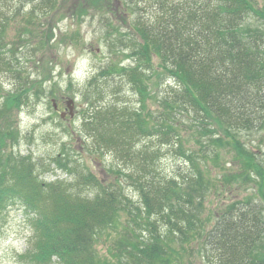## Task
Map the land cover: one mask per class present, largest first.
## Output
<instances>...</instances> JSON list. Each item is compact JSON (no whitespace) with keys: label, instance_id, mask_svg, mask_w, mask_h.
<instances>
[{"label":"trees","instance_id":"16d2710c","mask_svg":"<svg viewBox=\"0 0 264 264\" xmlns=\"http://www.w3.org/2000/svg\"><path fill=\"white\" fill-rule=\"evenodd\" d=\"M60 1L0 0V72L18 78L16 92L0 105V216L15 202L29 216L33 235L24 255L34 264H198L187 257L197 253L200 264H264V169L240 140L243 131L264 128V1L154 0L153 16L136 18L135 37L124 42L134 63L110 66L116 73L102 69L88 84L126 77L141 108L116 101L96 105L84 97L91 108L84 125L95 144L131 167L105 184L64 149L52 162L72 179L52 182L40 179L31 155L6 150V139H16L6 114L33 83L20 81L25 70L20 61H39L37 53L53 30L45 35L39 15L50 18ZM153 57L162 73H152ZM162 74L171 78L172 88L159 98L155 114L145 106L147 81ZM184 126L191 133L188 141ZM170 144H176L186 168L164 175L154 158ZM221 151H232L236 171L212 173ZM231 181L254 189L206 219L207 196ZM123 182L137 191L139 206L123 193ZM84 188L95 192L83 195ZM122 212L128 216L124 225ZM130 222L148 235L128 229ZM119 225L121 238L99 253L100 236Z\"/></svg>","mask_w":264,"mask_h":264},{"label":"rangeland","instance_id":"374dc122","mask_svg":"<svg viewBox=\"0 0 264 264\" xmlns=\"http://www.w3.org/2000/svg\"><path fill=\"white\" fill-rule=\"evenodd\" d=\"M60 2L58 9L50 18L39 15L44 24L41 30L45 31V35L49 33L46 30L53 29L51 35L49 34V43L37 53L36 58H39V61L36 63L20 61L25 69L20 74V81L33 83L26 86L30 92L26 96H20L22 103L6 112L16 138L14 143L6 139V150L31 155L38 165L40 179L47 182L72 179L64 169L52 162V158L57 157L64 149L71 159L86 165L102 183H112L115 176H120L118 170L127 172L131 169L130 163L120 161L109 149L100 150L95 144L96 137L90 134L84 125L85 111L89 107L88 100L84 97L87 96L89 99L90 96L96 105L116 101L119 104L123 102L129 109L141 108L138 96L131 89L126 77L106 76L95 79L90 85L88 81L102 69H105L106 73H116L110 66L134 63V59L128 55L130 50L124 44L125 39L128 36L135 37L133 25L139 15L141 18L153 16L150 9L152 3H155L154 0ZM29 8L30 5H26L23 10ZM17 19L21 20V15ZM152 63V73H162L156 57H153ZM17 83L18 78L14 73L0 72V105L5 96L16 92ZM147 83L150 95L145 100L146 109L158 114L159 98L171 90L172 80L167 74H162L160 77L152 76ZM116 85H119L118 89L115 88ZM70 99L73 100L72 115L69 114L67 107V101ZM55 101L68 109L65 116L59 110H54ZM89 109L91 110L90 107ZM188 128L182 127V135L186 141L190 140L191 134ZM240 137L246 147L254 150L258 164L264 169V128L250 133L243 131ZM157 147L159 148V144L156 142L155 148ZM154 159L155 168L164 175H171L178 168H186L184 159L176 151V144L161 146ZM218 162L220 165L213 170V174L215 172L228 174L237 170V166L232 163V151H221ZM253 176L255 177V174ZM122 185L123 193L131 199L133 205L139 206L137 191L124 182ZM253 189L247 183L239 185L238 181L225 183L207 196L205 218L212 219L226 202L251 193ZM82 192L83 195L89 196L93 195L95 189L84 188ZM120 217L122 224L123 219L128 218L124 212ZM135 219L138 220L137 217ZM30 222L29 216L18 202L6 207L0 216V264H34L24 255L33 235ZM130 224L128 229L134 228L136 232L148 235V231L143 230L142 226L131 222ZM123 225H119L116 231L111 229L100 236L96 243L99 253H106L107 248L121 238ZM159 225L163 226L161 222ZM197 254L187 257L197 258V263L200 264L201 256Z\"/></svg>","mask_w":264,"mask_h":264},{"label":"flooded vegetation","instance_id":"af4514ba","mask_svg":"<svg viewBox=\"0 0 264 264\" xmlns=\"http://www.w3.org/2000/svg\"><path fill=\"white\" fill-rule=\"evenodd\" d=\"M55 105H54V110H59L60 113L65 116V112L68 111V109L66 107H61V104L57 103V101L54 102Z\"/></svg>","mask_w":264,"mask_h":264},{"label":"water","instance_id":"95a60500","mask_svg":"<svg viewBox=\"0 0 264 264\" xmlns=\"http://www.w3.org/2000/svg\"><path fill=\"white\" fill-rule=\"evenodd\" d=\"M71 104H73V100L72 99L67 101V107L69 109V114L70 115H72V111H71L72 110V106H71Z\"/></svg>","mask_w":264,"mask_h":264}]
</instances>
